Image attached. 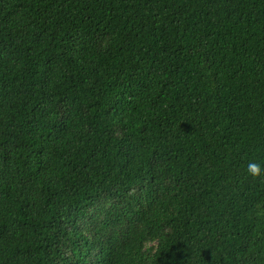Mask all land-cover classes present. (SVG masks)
I'll use <instances>...</instances> for the list:
<instances>
[{
	"label": "trees",
	"instance_id": "16d2710c",
	"mask_svg": "<svg viewBox=\"0 0 264 264\" xmlns=\"http://www.w3.org/2000/svg\"><path fill=\"white\" fill-rule=\"evenodd\" d=\"M247 158L264 0H0V264H264Z\"/></svg>",
	"mask_w": 264,
	"mask_h": 264
},
{
	"label": "clouds",
	"instance_id": "9594fccd",
	"mask_svg": "<svg viewBox=\"0 0 264 264\" xmlns=\"http://www.w3.org/2000/svg\"><path fill=\"white\" fill-rule=\"evenodd\" d=\"M246 172L254 179H264V175H262V173H264V166H262L252 158H247Z\"/></svg>",
	"mask_w": 264,
	"mask_h": 264
}]
</instances>
